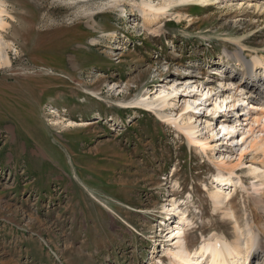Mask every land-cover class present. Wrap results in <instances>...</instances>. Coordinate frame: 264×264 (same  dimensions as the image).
<instances>
[{"label": "rangeland", "instance_id": "obj_1", "mask_svg": "<svg viewBox=\"0 0 264 264\" xmlns=\"http://www.w3.org/2000/svg\"><path fill=\"white\" fill-rule=\"evenodd\" d=\"M4 1L19 22L4 35L11 65L0 69V264H169L158 222L171 216L162 204L172 194L191 222L190 250L213 231L233 239L232 222L213 212L205 189L212 161L147 103L178 77L177 96L198 95L183 81L203 88L208 67L232 65L224 51L264 57V0L176 5L150 26L140 0ZM215 77L212 99L231 96L229 76ZM69 120L77 124L68 128ZM259 159L246 153L249 165L237 170L244 189L231 205L264 233V195L248 172Z\"/></svg>", "mask_w": 264, "mask_h": 264}, {"label": "bare ground", "instance_id": "obj_2", "mask_svg": "<svg viewBox=\"0 0 264 264\" xmlns=\"http://www.w3.org/2000/svg\"><path fill=\"white\" fill-rule=\"evenodd\" d=\"M208 1L209 0H167L154 4L152 0H140L138 9L140 16L144 19L147 18V25L150 26V24H155L160 19L164 18L167 11L176 5L179 6L190 2L205 4ZM178 13L179 11L177 14ZM93 18L94 17H92V20L95 19ZM11 22L14 23L19 21L12 16L8 3L4 0H0V69L8 68L11 65L8 56L11 45L4 37L8 28L12 27ZM152 31L157 33L159 30L153 29ZM224 56L230 61H233L234 65L238 68L236 70H239L238 73H234V76L229 77V80L223 82L225 86L227 85V89L233 91L231 96L226 95L224 97V95H217L212 99L213 97H211V95L214 94V88L208 84H204V87L199 89V86L202 87V84L196 86L195 81L192 80L194 79L193 77H187L183 82L184 85L188 84L186 89H192L187 90L188 94L197 91L199 92V96L197 94L190 95L189 97L188 95L177 96L180 88L179 85L182 84H178L181 79L178 77L172 81L173 84L169 89L163 87L159 90L156 98L150 101V103H147V106L152 105V108L155 107L157 109L156 114L160 117L159 119L162 124L164 123L174 127L180 135L188 139L194 148L200 150L209 158L208 160L212 161V164L216 168V174L211 179L210 188H205L206 185H204V188L207 190L213 212H220L225 219L232 222L234 228L233 239L230 240L228 237L224 236V234L213 231L209 237H202V239H204L203 243H199L194 251L190 250L187 246L184 234L191 222L187 217L186 211H181L179 209L180 205L178 206L175 195H169V202L167 204H162V209L167 211L166 213L171 212V216L169 214L166 215L169 216L167 217L168 219H165L169 220L166 221V223L170 222L172 216H178V221L176 222L177 226L172 227L171 223H164V231H166V235H164V238H166L165 242L170 245L167 246V249L164 247L168 257L167 262L169 264H259L260 255H262L264 259V244L262 243L264 233L255 226L253 220H247L244 224L240 222L237 212L231 205L234 197L233 192H235L237 188L244 189L241 173H238L237 170L242 165H249L248 163L242 162L246 153L251 151L255 154L260 153L264 155V87L258 88V85L254 82L255 77H260L258 72L264 71V57H257L254 55L251 57V61H246L244 56L238 53V51H234V53L224 51ZM230 66L232 67V65H226L223 66V68L229 70ZM213 70V73H215L214 75L219 74L216 72L218 70ZM251 70L254 72L253 74H251ZM222 71L223 70H221V72ZM247 74L250 75L249 80L238 81L236 79V75H239L238 77H247ZM262 78H264V75H262ZM216 82L222 85V81ZM176 84L177 86H175ZM262 86H264V83ZM199 99L202 102H200ZM142 102L143 100H139L133 102V104H140ZM241 103L242 107L245 105H249L250 107L245 114L243 113L244 109L240 107ZM171 106L173 107L172 109ZM166 110L168 111V113L166 112L167 114L164 113ZM220 112H225V119L229 118V121H219L218 123L223 131L226 132L223 136H228L232 143L231 153H228L229 155L226 158H220V155L216 157V154L212 152L216 149L212 146L213 142H206L207 138H212V140L214 139L218 142L220 141V131H217V126H213L214 128L210 127L214 124V121L209 118L214 117L216 119ZM204 113L207 117H204ZM239 114L240 116L244 114V116H246L244 122L246 123V121H249V123L247 122L245 126L247 130L243 133L244 137L235 138L239 141L236 143L233 136H237L239 132L240 124L238 125V123L240 119L236 117L239 116ZM229 116L234 117V119L232 120V117ZM75 124H77V122L69 120L66 126L72 128ZM256 129L257 131L254 132ZM205 130H207V133L209 132L207 138L204 133ZM199 133H204L203 139H197ZM257 133L259 135H255ZM243 144H245L244 147H242ZM236 146L239 147L234 148ZM208 149L210 150L207 151ZM210 152H212V155ZM259 162L261 163L259 164V168H256L253 172H248L249 175H252L253 179L257 180V184L251 183L254 192L264 195V169L261 167L263 166L264 160L259 159ZM226 183L232 184L233 188H230L229 192L219 190L218 185L224 186ZM254 202L259 206L263 203L259 199H254ZM260 209L264 212V207ZM176 218L177 217H175V219ZM160 262L161 264H165L163 261Z\"/></svg>", "mask_w": 264, "mask_h": 264}]
</instances>
